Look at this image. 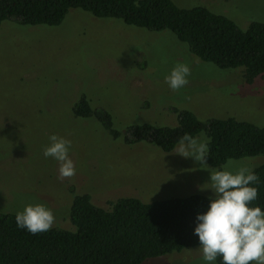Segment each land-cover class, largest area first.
<instances>
[{"label": "rangeland", "instance_id": "obj_1", "mask_svg": "<svg viewBox=\"0 0 264 264\" xmlns=\"http://www.w3.org/2000/svg\"><path fill=\"white\" fill-rule=\"evenodd\" d=\"M179 7H206L247 30L264 23V0H173ZM177 63L190 67L188 83L173 91L164 77ZM86 97L91 108L108 111L122 133L114 138L94 117H76ZM178 111L201 120L236 118L264 127V76L248 84L242 68L221 69L196 57L171 31H151L113 18L72 9L58 26H0V212L16 214L43 203L54 215L51 227L74 231L75 195L108 207L124 197L152 203L191 195L213 197L209 172L250 170L264 154L230 160L221 168L164 152L142 142L126 144L130 126L178 125ZM71 141L76 172L60 178L59 165L43 156L48 137ZM203 133L198 139H205ZM206 140V139H205ZM210 187V185H205ZM196 247L143 264H202Z\"/></svg>", "mask_w": 264, "mask_h": 264}, {"label": "trees", "instance_id": "obj_2", "mask_svg": "<svg viewBox=\"0 0 264 264\" xmlns=\"http://www.w3.org/2000/svg\"><path fill=\"white\" fill-rule=\"evenodd\" d=\"M72 9L99 19L113 18L151 31H171L204 62L221 69L242 68L252 84L264 76V23L241 29L230 18L206 7H179L173 0H0V26L15 21L24 26H58ZM178 125L158 127L150 123L127 128L128 145L150 143L164 152L176 149L178 138L205 134L207 163L221 168L230 160L264 154V127L236 118L201 120L191 111H178ZM76 117H94L111 133L112 115L91 108L82 97ZM259 183L251 206L264 210V164L253 170ZM211 197L191 195L152 203L124 197L108 207L93 204L87 194L75 195L70 212L74 231L51 227L30 232L17 228L15 214L0 212V264H143L199 246L193 230L196 214L206 211ZM216 264H221L219 257Z\"/></svg>", "mask_w": 264, "mask_h": 264}, {"label": "clouds", "instance_id": "obj_3", "mask_svg": "<svg viewBox=\"0 0 264 264\" xmlns=\"http://www.w3.org/2000/svg\"><path fill=\"white\" fill-rule=\"evenodd\" d=\"M190 67L185 63L175 64L164 80L170 89L177 91L188 83ZM43 156L51 157L58 165L60 178L72 177L76 168L69 156L71 141L56 134L48 137ZM176 154L192 158L201 167L207 166L208 141L188 133L178 138ZM256 173L247 167L236 171L217 169L209 172L213 197L209 198L206 211L197 213L193 233L198 237L202 264H264V210L251 206L257 199ZM54 215L43 203L27 204L17 211V228L35 235L48 231L54 223Z\"/></svg>", "mask_w": 264, "mask_h": 264}]
</instances>
